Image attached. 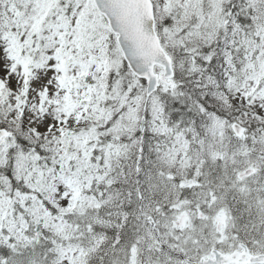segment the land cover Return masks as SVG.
<instances>
[{
    "label": "snow or ice",
    "instance_id": "snow-or-ice-1",
    "mask_svg": "<svg viewBox=\"0 0 264 264\" xmlns=\"http://www.w3.org/2000/svg\"><path fill=\"white\" fill-rule=\"evenodd\" d=\"M0 264H264V0H0Z\"/></svg>",
    "mask_w": 264,
    "mask_h": 264
}]
</instances>
